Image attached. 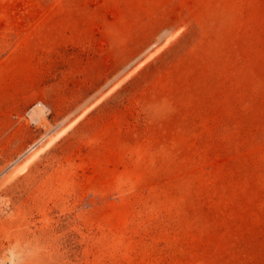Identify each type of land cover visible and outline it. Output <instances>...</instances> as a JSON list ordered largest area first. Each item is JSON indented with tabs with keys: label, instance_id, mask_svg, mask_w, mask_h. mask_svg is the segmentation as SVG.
Instances as JSON below:
<instances>
[{
	"label": "rangeland",
	"instance_id": "374dc122",
	"mask_svg": "<svg viewBox=\"0 0 264 264\" xmlns=\"http://www.w3.org/2000/svg\"><path fill=\"white\" fill-rule=\"evenodd\" d=\"M0 264H264V0H0Z\"/></svg>",
	"mask_w": 264,
	"mask_h": 264
},
{
	"label": "bare ground",
	"instance_id": "6f19581e",
	"mask_svg": "<svg viewBox=\"0 0 264 264\" xmlns=\"http://www.w3.org/2000/svg\"><path fill=\"white\" fill-rule=\"evenodd\" d=\"M176 33L168 34L167 37L162 41L161 44L157 45L156 48L151 51L144 59H142L130 72H128L124 77L120 78L110 89L108 92H111L116 87H118L133 71H135L137 68H139L142 64H144L146 61H148L150 58H152L155 54H157L162 48H164L166 45L170 43V41L175 37ZM105 94H108L105 92ZM103 94L101 97H99L94 103H92L89 107H87L75 120H73L71 123H68L66 126H62L60 124L59 126H56L55 128L50 129L46 136H45V146L46 148L53 143H55L64 133H66L69 128L80 118L82 117L86 112H88L96 103H98L104 96ZM32 113H34L37 116H41L43 113L46 112V107L42 105V103H37L36 106H34L31 110ZM37 145V144H36ZM44 149V148H43ZM33 148V153L30 155L31 158H35L38 156V154L43 150ZM30 161V160H29Z\"/></svg>",
	"mask_w": 264,
	"mask_h": 264
}]
</instances>
